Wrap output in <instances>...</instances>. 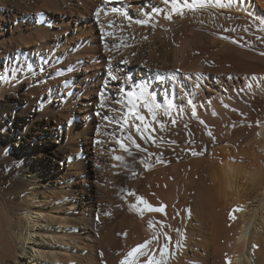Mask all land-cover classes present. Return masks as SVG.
<instances>
[{"label":"bare ground","instance_id":"bare-ground-1","mask_svg":"<svg viewBox=\"0 0 264 264\" xmlns=\"http://www.w3.org/2000/svg\"><path fill=\"white\" fill-rule=\"evenodd\" d=\"M137 1L0 0L3 51L21 45L27 50L32 48L29 53L35 55L34 60L29 54L24 58L20 54L25 74L52 68L60 94L59 104L47 101L43 108L33 105V95L20 100L12 95L2 98L0 112L5 106L4 112L11 116L9 124L16 134V149L9 156L10 145H3L2 162L9 171V185L0 178V264H31L32 260L37 264H121L128 252L146 241H151L146 249L149 256L156 259L167 244L166 264H227L229 259L231 264H264V112L258 118L256 111L264 103V0H188L193 8L183 7L184 0H180L182 15L172 10V0H146L147 6L153 4L149 12ZM65 15L67 20L62 19ZM194 17L202 20L203 25L201 20L199 25L205 27L209 42L202 39L203 35L196 43L185 46L183 35L188 31L194 34L195 27L188 26ZM15 20H20L17 25ZM138 20L148 23L142 25ZM4 22L11 26L4 28ZM239 31L244 36L238 39ZM233 34L237 36L235 41L230 38ZM246 42H255L252 44L259 48L253 46L248 52L237 46H247ZM205 63H210L211 69L204 68ZM226 69L242 72L237 86L243 87L251 101L245 120L257 119L250 128L236 122L244 120L242 117L225 113V105L221 104L225 96L219 90L216 98L210 91L209 99L203 101L208 83L223 85L221 77L216 84L215 76ZM227 85L235 87L233 80L227 79L225 89L221 86L230 95ZM16 86L12 82L5 89L13 91ZM129 93L141 99L133 101ZM130 101L136 103L135 109ZM145 102L151 110L144 106ZM101 107L110 110L100 114ZM190 113L199 125L210 120L211 125L215 120L210 118L216 117L219 129L213 131V136H206L199 125L192 133L181 126L179 135L167 140L164 122ZM119 115L128 120V128L123 130L140 140L146 153L145 160L140 161L137 195L162 211L150 213L140 201L131 208L140 216L134 214L128 219L117 215L109 219L111 214L107 218L99 214L100 199L94 188L101 181L98 165L104 156L99 137L107 121L101 118ZM58 116L80 122L58 132ZM140 116L144 119H138ZM111 124L107 133L110 137L120 132L118 123ZM24 125L27 133L20 129ZM45 132L52 140L45 137ZM30 135L42 139L43 148L34 150L33 155L18 156L17 149L25 146ZM64 149L75 157L63 168L47 151L63 153ZM114 154L117 152L111 150L109 156ZM160 155L163 158L157 162ZM33 158L46 161L42 171L38 162L32 166ZM87 161L92 163L90 172L85 169ZM56 171L63 174L60 180L57 184L55 180L48 182L46 179L53 180ZM29 174L30 179H24ZM238 208L242 210L234 211ZM100 219L101 224L105 221L102 232L97 231L96 221ZM158 221H163L164 226H158ZM130 227L135 229L131 231L133 241L127 242L129 235L123 246L125 236L124 240L121 236L128 234ZM165 235H169L168 239ZM49 240L56 241L59 247L45 245ZM28 245L32 253L28 252L29 257ZM149 256H140L138 264H147Z\"/></svg>","mask_w":264,"mask_h":264},{"label":"rangeland","instance_id":"rangeland-1","mask_svg":"<svg viewBox=\"0 0 264 264\" xmlns=\"http://www.w3.org/2000/svg\"><path fill=\"white\" fill-rule=\"evenodd\" d=\"M18 1V0H17ZM62 1V0H61ZM115 1V0H113ZM120 1V0H119ZM138 4H141L142 6H146V11L149 12V10H151V7L153 6H150V3H148V7L147 6V1L146 0H138L137 1ZM205 3H206V0H205ZM80 6L81 3H80ZM149 9V10H148ZM132 11V10H131ZM147 13V12H146ZM148 14V13H147ZM67 17V18H66ZM6 18V16H5ZM72 18H74L72 16ZM62 19H65L67 20L68 19V16L65 15L63 16ZM27 20V19H25ZM201 19H192V22L191 20L189 21L188 23V26H190L192 29H194L195 27V30L193 31L194 34H190L191 32L188 31L189 33H186L184 32V40L182 41L185 46H188L190 45V42L191 44H194L198 41V39H201L203 37V35H205V37H203L202 39L204 40V38H206L205 41H208L207 38L209 37L208 33L205 32V27L203 28L202 26H200L201 24L203 25V22L201 20V24L199 23ZM239 20V19H238ZM20 20H15L14 21V25H17L19 23ZM82 20H80L78 23H81ZM196 22V23H195ZM200 24V25H199ZM199 25V26H198ZM9 26H11V23L8 24V22H4L3 23V27L4 28H9ZM198 26V27H197ZM203 28V29H202ZM201 29V30H200ZM203 30V31H202ZM70 32V31H68ZM118 32V31H117ZM116 32V35L117 36H121L120 32L119 34ZM196 32H197V35H196ZM239 35H238V39L241 38V36L243 37L244 35H242L243 33L242 32H238ZM245 33H246V30H245ZM188 34V35H187ZM200 34V35H199ZM69 35V33H68ZM186 35V36H185ZM208 35V36H207ZM193 36V37H192ZM198 36V37H197ZM200 36V37H199ZM197 37V38H195ZM234 37V38H233ZM237 37L235 34H233L232 37V40L231 41H235V38ZM187 38V39H186ZM195 38V39H194ZM193 41V43H192ZM187 43V44H186ZM229 43H232V42H229ZM255 42H249L246 44H248L247 46L246 45H237L241 50H244V51H251V47L254 48V47H257L255 46L254 44H252ZM8 44V42H7ZM120 45H122L120 43ZM24 46V45H23ZM22 45L19 46V48L17 49H14L12 51H3L4 50V47L5 46H0V77H7V79H0V104L2 103L4 97L6 95L10 96L12 95L14 98L16 97V99H21V98H28V97H31V95H33L31 97V101L33 103V105H35V107H40V108H43V105L49 101V102H52V103H58L59 104V87L57 84L54 83V76L52 74H54V71L52 68L48 69L47 72H42V73H34L33 75H30V74H25L24 72V69L21 67L23 66V61L22 59L24 58V55L25 54H29V52L32 51V48H29L28 50L26 49V47L24 46L23 47ZM254 46V47H253ZM250 48V49H249ZM259 48V47H257ZM111 49V48H110ZM27 50V51H26ZM14 51V52H13ZM8 52V53H7ZM23 53V58L21 59L20 57V54ZM3 54V55H2ZM33 54V53H32ZM6 55V56H5ZM18 57V58H17ZM25 59H29L28 58H25ZM31 59L34 60L35 59V55H32L31 56ZM209 62V61H208ZM204 68L206 69H211L212 65L210 63H205V65L203 66ZM26 69V67H24ZM27 70V69H26ZM205 70H202V72H204ZM226 72H223V74H220L218 76H215V81H216V84L220 81V77L223 79L221 82L223 85L222 88L225 89V84L227 83V79L229 80H233V84L235 87L232 88L231 85H227L228 87V91L230 90L231 94L229 95L228 92H224V90H222L221 86L219 85H213L211 86V84L208 83V86L209 87V91L205 90L204 92V99L203 100L204 102H206V99H209L210 97V91H211V95H214V97L217 95V91L219 90V92L221 94H223L225 97L222 99L221 101V104H222V107L225 105V113H227V115L229 116H237V117H242L244 120H241V118L237 121L234 120L233 121V124H235V121L239 124V126L241 125V127L243 128L242 124H244V127H247V128H250L254 121L257 120V119H254V120H245V118H247L249 116V113H246V111L249 109L247 108V106L251 107V101H250V96L247 95L245 93V91H242L243 87L239 85V87L237 86V81L239 80H242L241 78V71L238 72V74H236L233 70L230 71V69H226L224 70ZM3 72V73H2ZM206 72H208V70H206ZM2 73V74H1ZM234 74V75H233ZM42 75V76H41ZM212 76V75H211ZM213 77V76H212ZM226 77V78H225ZM52 78V81H50V79ZM256 78H258V75L255 74V80ZM262 78V77H261ZM9 79V80H8ZM42 79V80H41ZM44 79V80H43ZM217 79L219 81H217ZM50 82H49V81ZM246 80H247V77H246ZM19 81V82H18ZM26 81V82H25ZM28 81V82H27ZM38 81V84H36ZM189 81V80H188ZM204 84L207 82L206 80H204ZM12 82H15L17 84L16 86V90L14 89L13 91L10 90L9 92L5 89L7 88L6 86H9ZM24 82V83H23ZM41 82V83H40ZM47 82V83H46ZM28 83V84H27ZM46 83V84H45ZM51 83V84H50ZM262 83V82H261ZM50 84V86H49ZM53 84V85H52ZM189 84H192L190 81H189ZM203 84V85H204ZM56 85V86H55ZM44 86V87H43ZM48 86V87H47ZM53 86V87H52ZM50 87V88H49ZM31 88V89H30ZM239 88V89H238ZM36 89L39 90V92H35ZM41 89V90H40ZM211 89V90H210ZM221 89V90H220ZM19 90V91H18ZM43 90V91H42ZM30 91V92H29ZM45 91V92H44ZM223 91V92H222ZM233 91V92H232ZM22 92V94H21ZM26 92V93H25ZM32 92V93H31ZM34 92V94H33ZM242 92V93H241ZM29 93V94H28ZM206 93V94H205ZM213 93V94H212ZM17 94V95H16ZM21 94V95H20ZM216 94V95H215ZM240 94V95H239ZM29 95V96H28ZM3 96V97H2ZM227 96V97H226ZM231 96V97H230ZM248 96V97H246ZM3 98V99H2ZM216 98V97H215ZM57 99V100H56ZM226 99V100H225ZM225 100V101H224ZM228 100V101H227ZM63 101V100H62ZM230 101V102H229ZM48 102V103H49ZM237 102V103H235ZM235 103V104H234ZM239 103V104H238ZM238 104V105H237ZM244 104V105H243ZM231 105V106H230ZM235 105V106H234ZM240 106V107H239ZM229 107V108H228ZM235 107V108H234ZM243 107V108H242ZM106 108V107H105ZM103 109L102 110V107H101V110H100V114L103 112V113H107L109 110H110V107L106 108V109ZM188 108V107H187ZM241 108V109H239ZM2 109H4V111L6 110V107L4 106ZM229 109V110H227ZM243 109V110H242ZM202 110V109H200ZM233 110V111H232ZM4 111H1L0 112V178L3 180L2 182H5L7 183L6 186L9 185L8 183V178H9V171L7 170V167L3 165V162H2V159L5 158L4 157V151H5V146L3 145H10V149H9V156H11L14 152V150L16 149L14 143H15V138H16V134H13L12 133V129L10 126V121H11V116L9 115L8 112H4ZM189 111V109H188ZM245 111V112H244ZM257 111V117L261 118V116H263V112H264V103H261L258 105V109L256 110ZM240 112V113H239ZM3 113V114H2ZM208 114V113H206ZM231 114V115H230ZM234 114V115H233ZM235 114H238V115H235ZM242 114V115H240ZM247 114V115H246ZM193 114H188L186 117H183V115H179L178 116V120H172V121H165L164 122V127L165 129L167 130V135H166V139L168 137L171 138V136L173 137V135L176 137L177 135H179V130L182 129L181 126H183V130H184V127L185 130H188L187 132H195L196 129L198 128V125H199V121L196 120V116L193 115ZM245 116V117H244ZM102 117V116H101ZM213 117V118H212ZM210 119H214L215 121H213L210 125V122L206 121V123H203L202 125L200 124L199 127L200 129L202 128V131L204 132V134L206 136H213L214 133L213 131H217L219 129V123H220V120H216V117L212 116ZM59 119V125L57 126V128L55 129V131H58L61 130V129H64L65 131V128H67V126H72L78 122H80V119H75V122L74 121H71V120H64L63 118H61V116H58L57 117ZM114 118H117L119 120H115L114 121ZM101 119L103 120H107L105 123H103L102 125V128H101V135H100V142H101V150H103V161L100 165H98V175L100 176L101 178V181H100V184H97V187L94 188V191H96L97 195H98V198L100 200H98L99 202V206H100V216H104L105 218L109 217L108 214H111L109 219H112L113 216L115 218H118L119 216L121 217H127L128 219L130 218V216H134V214L136 216H140V212L138 210L135 211V209H131L133 206L132 205H136L135 203H139L141 200L139 199V196L137 194H140L139 190V186H140V182H138L141 178V172H140V163L142 162V160H145L144 158V154L145 151H144V148H142L143 146L140 144V140L137 141L135 140V137H132V135H127L126 132L123 130L124 128L126 129V127L128 128V120H127V123H123L125 122V118L123 117V115H119V116H115V117H102ZM241 120V121H240ZM117 121V122H116ZM173 121H175V123H173ZM197 123H196V122ZM222 121V120H221ZM232 121V120H231ZM243 121V122H242ZM51 122H53V120H51ZM64 122H67V123H64ZM111 122H114V123H118V129L120 132H117V133H113L111 135L113 136H109L110 134V129L112 126ZM182 124H180V123ZM215 122V123H214ZM218 122V123H217ZM74 123V124H73ZM197 125H196V124ZM232 123V122H231ZM237 123L235 125H237ZM108 124V125H107ZM194 124V126H193ZM246 124V125H245ZM192 125V126H190ZM207 125H210V127L208 128ZM214 125V126H213ZM218 125V126H216ZM180 126V128H179ZM205 128H204V127ZM192 127V128H191ZM121 128V129H120ZM215 128V129H214ZM218 128V129H217ZM21 130H23V132L27 133V126H22L20 127ZM210 129H211V132H210ZM213 129V130H212ZM123 130V131H122ZM192 130V131H191ZM198 130V129H197ZM125 132V133H123ZM109 133V134H107ZM168 133H169V136H168ZM171 133V135H170ZM175 133V134H174ZM208 133V134H207ZM209 133H211V135H209ZM107 134V136H106ZM119 134V136H118ZM194 134V133H193ZM126 135V136H125ZM147 135V133L145 134ZM144 135V136H145ZM144 136L142 139H144ZM45 137L52 140V136L50 135L49 132H45ZM106 137V138H105ZM122 138H125V141H129V143H124L122 142ZM129 138V139H127ZM147 138V137H145ZM121 139V140H119ZM167 139V140H168ZM172 139V138H171ZM11 140V141H10ZM112 141V142H111ZM132 141V142H131ZM13 142V143H12ZM121 142L124 144L125 147H121ZM105 143V144H104ZM130 143L132 144L130 146ZM138 143V144H137ZM52 145H56V143L53 142ZM137 145H139V147H137ZM44 146V141L42 139H40L38 136H31L29 137V141L27 143H25V146L22 147L21 149H17L18 150V156L22 155L23 153L24 154H29V155H33L34 154V150H38L40 148H43ZM3 147V148H2ZM54 148V147H53ZM128 148V149H127ZM117 149V150H116ZM127 149V150H125ZM130 149V150H129ZM136 149V150H135ZM113 150V151H116L117 152V155H113V157H110L109 156V153L110 151ZM132 150V151H131ZM109 151V152H108ZM71 151H66L65 149L63 150V153L62 151H59V150H55L54 151H47V155L50 156L51 158H54L57 160V165L59 164H62L63 165V168L68 166L70 163H73L74 162V157L75 155L73 154L72 156H69ZM135 152V153H134ZM68 153V154H67ZM115 153V152H113ZM146 154V153H145ZM6 156V154H5ZM65 156V157H64ZM117 156H122V159L121 160H116L115 157ZM37 157V156H36ZM25 158V157H24ZM29 159H31L30 156H28ZM77 158H83V155L82 156H77ZM163 158L162 155L160 156H157L156 157V161L159 162L161 161ZM115 159V160H114ZM142 159V160H141ZM27 160V159H26ZM141 161V162H140ZM38 162V163H37ZM119 162V163H118ZM2 163V164H1ZM35 163H37L39 166V170H43L42 168L45 166L46 164V161L42 158H37L35 160V158L32 159V166L35 165ZM142 164V163H141ZM112 165V166H111ZM22 166V165H21ZM19 166V167H21ZM109 167V168H108ZM116 167V168H115ZM86 171L90 172L92 171V163L91 161H87V164H86V167H85ZM110 169V170H109ZM103 172V173H102ZM101 174V175H100ZM103 174V175H102ZM140 174V175H139ZM60 175L62 176L63 174L59 171H56V175L53 176V180L52 179H46L48 182H52L55 180L56 184H57V180L59 179L60 180ZM112 176V177H111ZM31 177V174L28 175V177H25L24 176V179H30ZM140 177V178H139ZM112 178V179H111ZM111 179V180H110ZM130 179V180H129ZM111 182H110V181ZM136 181V182H135ZM38 183V180L35 181L34 183ZM65 183V181H62L61 180V183ZM135 183V184H134ZM100 185V186H98ZM138 185V186H137ZM35 187V186H34ZM109 189V190H108ZM116 191L118 193H116ZM101 192V193H100ZM80 193V192H79ZM112 193V194H111ZM78 194V193H77ZM105 195V196H104ZM114 195V196H113ZM118 197H117V196ZM132 197V199H131ZM138 197V198H137ZM103 198V200H102ZM115 198V199H114ZM134 199V200H133ZM139 199V200H138ZM136 201V202H130V201ZM138 200V202H137ZM113 202V203H112ZM129 202V203H128ZM103 203V204H102ZM127 203V204H126ZM132 203V204H131ZM141 203V202H140ZM77 204V203H76ZM103 205V206H102ZM126 205V206H125ZM141 205V204H140ZM115 206V207H113ZM129 206V207H128ZM131 206V207H130ZM105 208V209H104ZM113 208V209H112ZM120 208V209H119ZM131 209L132 212H130L129 209ZM74 209V208H73ZM124 209V210H123ZM145 210H147V208H144ZM105 210V211H104ZM112 210V211H111ZM118 210H120L119 212H117ZM123 210V211H122ZM135 212H134V211ZM75 211V210H73ZM148 212L152 213V211H149L147 210ZM113 212V214L111 213ZM116 214H115V213ZM122 212V213H121ZM127 212V213H125ZM74 213V212H73ZM118 213V214H117ZM120 213V214H119ZM102 214V215H101ZM127 214V215H125ZM106 215V216H105ZM108 215V216H107ZM118 215V217H116ZM124 215V216H123ZM129 215V217H128ZM161 217H164L165 215L163 214H160ZM112 217V218H111ZM119 217V218H120ZM138 218V217H137ZM103 219V217H102ZM108 220V219H107ZM120 220V219H119ZM186 222H187V219H186ZM102 223V220L100 219V222H97L96 221V224H97V231H101V226H104L105 225V221H103L104 224H101ZM101 224V225H100ZM157 225L162 227L164 226L163 224V221H158L157 222ZM130 229V230H129ZM128 229V231L131 233L128 232V234L126 235H122L121 237L123 238L122 240H124V237L125 236V242L123 243V246H125L128 243L132 242L133 239H132V236L134 234H132L135 230L134 228L131 229V227ZM106 228H104L103 231H105ZM177 230V229H176ZM133 231V232H131ZM102 232V231H101ZM130 235V237H129ZM132 235V236H131ZM126 236H127V239H126ZM128 237H129V240H128ZM169 235H165V238L168 239ZM40 238V237H39ZM134 238V236H133ZM128 240V241H127ZM127 241V242H126ZM56 242V241H55ZM54 241H52V243L49 241H45V245H52V247L55 249V248H58L59 247V244H54L55 243ZM103 245H106V243L104 244L103 242ZM106 246H104L105 248ZM108 247V246H107ZM106 247V248H107ZM30 246L28 245L26 247V255L29 257L31 251V248ZM109 249V248H108ZM124 249V248H123ZM105 251V249H103ZM107 250V249H106ZM57 251V249H56ZM30 254H29V253ZM109 253V252H108ZM103 254V253H102ZM112 254V253H111ZM115 255V254H114ZM110 256V254H109ZM108 256V257H109ZM119 256V254H118ZM100 258L102 259V255L100 256ZM100 259V260H101ZM110 259V258H109ZM99 260V263H102L100 262ZM108 260V259H107ZM29 261V260H28ZM103 261V259L101 260ZM108 262V261H107ZM30 263V262H28ZM31 264H37L33 262H31ZM38 264H46V263H41L38 262ZM108 264V263H107Z\"/></svg>","mask_w":264,"mask_h":264},{"label":"snow or ice","instance_id":"snow-or-ice-1","mask_svg":"<svg viewBox=\"0 0 264 264\" xmlns=\"http://www.w3.org/2000/svg\"><path fill=\"white\" fill-rule=\"evenodd\" d=\"M168 0H165V3H167ZM173 3V11L178 12L179 14H183L182 10H181V4H180V0H172ZM223 6V5H221ZM183 7H188V8H193L192 4L188 3V0H184L183 2ZM113 11H116V9H114ZM99 12L100 10L97 11V16H99ZM126 15V14H125ZM145 15H148L147 13H145ZM168 19H171V16L169 15ZM139 24H147L148 20H138L136 21ZM261 24L264 25V21H261ZM261 30H264V28H262ZM261 55H264V53H261ZM125 63H127V61H125ZM0 79H7V77H0ZM130 96L133 97V101H139L141 99L140 96H137L135 93H129ZM130 101V103H132V109H135L136 107V103ZM189 103H191V101H189ZM145 107H149L151 110V105L147 104V102L144 103ZM132 109L129 110L130 114L132 113ZM153 115H155V112H153ZM138 119L143 120L144 117L140 116L138 117ZM125 123H127V120H125ZM173 123H175V121H173ZM211 135V133H209ZM121 147H125L124 144L121 142ZM137 147H139V145H137ZM127 150V149H125ZM194 155L196 153H193ZM116 160H121L122 157L117 156L115 157ZM141 201L144 203L145 207L147 208V210L149 211H162V208L159 209H155L153 208L151 205L147 204L146 201H143L142 198H140ZM242 209H234V211H239ZM151 241H146L144 244L138 245L136 248H133L130 252H128L127 256L125 257L124 260L121 261V264H138V260L140 256H149V252L146 250L148 247V244H150ZM168 259V247L167 244H165L161 249H160V258L156 259L154 256H149V259L147 261V264H166V260ZM227 264H231L230 259L227 261Z\"/></svg>","mask_w":264,"mask_h":264}]
</instances>
